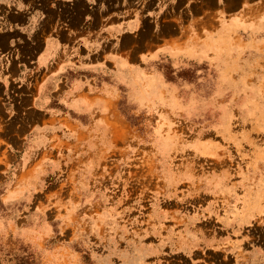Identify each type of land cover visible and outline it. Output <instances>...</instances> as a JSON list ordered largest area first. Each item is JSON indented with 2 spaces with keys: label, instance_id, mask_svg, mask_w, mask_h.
I'll list each match as a JSON object with an SVG mask.
<instances>
[{
  "label": "rangeland",
  "instance_id": "1",
  "mask_svg": "<svg viewBox=\"0 0 264 264\" xmlns=\"http://www.w3.org/2000/svg\"><path fill=\"white\" fill-rule=\"evenodd\" d=\"M241 5L251 12H113L112 61L72 71L46 114L41 20L87 12H0V264L264 254V0Z\"/></svg>",
  "mask_w": 264,
  "mask_h": 264
},
{
  "label": "crops",
  "instance_id": "2",
  "mask_svg": "<svg viewBox=\"0 0 264 264\" xmlns=\"http://www.w3.org/2000/svg\"><path fill=\"white\" fill-rule=\"evenodd\" d=\"M10 1L18 3L19 0ZM226 1L52 0L47 4L42 0L38 4L39 6L31 5L30 9L26 4L21 9L16 7L11 10L3 9L0 12H87L83 14V20L79 23L67 24L64 21L48 29H46L45 21L41 20L40 34L43 43L38 48L36 61L43 70L42 74L46 75L34 99V108L46 114L51 112L52 105L56 100L67 97L71 91H74V87L73 90L70 87L66 90L64 87L72 71L95 70L98 63L101 62L100 65H105L108 61H112V45H107L106 34L113 33L114 28L111 25L117 16L122 19L124 17V14L113 15V12H251L248 6L241 5V0H238L237 5L227 4ZM101 12L103 13L101 14ZM96 13L103 19L97 21ZM32 17H34L33 14L30 15L31 22L33 21ZM88 17L92 19L88 20ZM23 18L27 24V17ZM122 23L121 20L120 24ZM122 27L119 26L120 29ZM116 30L118 29L116 28ZM98 52L100 53L98 54ZM249 212H245V217L252 219L251 213L255 212L252 210ZM259 250L256 245L251 247L244 257L245 260L240 258L239 261L235 260L234 264H264V254Z\"/></svg>",
  "mask_w": 264,
  "mask_h": 264
}]
</instances>
